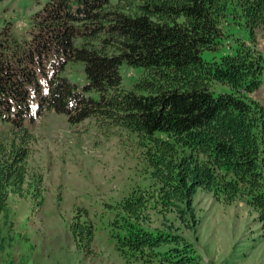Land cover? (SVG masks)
Here are the masks:
<instances>
[{"label":"trees","instance_id":"1","mask_svg":"<svg viewBox=\"0 0 264 264\" xmlns=\"http://www.w3.org/2000/svg\"><path fill=\"white\" fill-rule=\"evenodd\" d=\"M231 20L249 41L226 49ZM0 29V229L9 225V197L43 203L42 177L30 174L27 124L43 112L75 125L136 136L147 186L103 206L107 236L129 264H197L198 190L230 204L243 199L264 230V106L250 93L262 82L264 0H45L27 35ZM204 51L218 55L206 60ZM83 67L84 83L65 72ZM122 65L141 68L127 88ZM220 82L229 91L216 92ZM153 214L164 227L150 229ZM172 214L180 223L167 221ZM105 217V218H104ZM76 248L95 253V220L75 209L68 222ZM175 229V230H173ZM0 234V252L13 241Z\"/></svg>","mask_w":264,"mask_h":264},{"label":"rangeland","instance_id":"2","mask_svg":"<svg viewBox=\"0 0 264 264\" xmlns=\"http://www.w3.org/2000/svg\"><path fill=\"white\" fill-rule=\"evenodd\" d=\"M44 1L0 0V29L9 22L11 33L27 35L30 18ZM222 27L226 49L234 38L250 42L247 32L230 19ZM255 46L264 49V28L256 31ZM213 56L218 57L211 51L202 53L206 60ZM65 72L72 81L84 83L81 65L68 62ZM121 73L124 86L129 88L141 68L122 65ZM214 89L229 91L230 87L217 82ZM250 97L264 106V71L260 86ZM27 127L30 149L26 163L30 174L41 175L44 198L41 205H34L29 196L10 195L9 225L2 223L0 234L14 239L0 252V264H129L114 248L100 217L105 203L150 182L136 136L120 128H99L93 118L72 125L64 114L52 111L43 112ZM193 204L199 219L196 232L181 228L178 233L194 243L197 264H264V230L243 199L226 204L210 192L198 190ZM78 208L86 209L96 222L92 255L76 248L68 229ZM167 219L174 226L180 225L172 214ZM162 222L160 215L153 214L147 226L164 227Z\"/></svg>","mask_w":264,"mask_h":264}]
</instances>
